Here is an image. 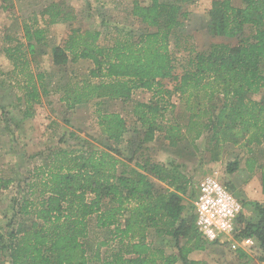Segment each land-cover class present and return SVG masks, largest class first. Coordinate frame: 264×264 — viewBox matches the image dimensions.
I'll use <instances>...</instances> for the list:
<instances>
[{
	"label": "trees",
	"instance_id": "1",
	"mask_svg": "<svg viewBox=\"0 0 264 264\" xmlns=\"http://www.w3.org/2000/svg\"><path fill=\"white\" fill-rule=\"evenodd\" d=\"M196 1H135L131 14L146 31L137 36L121 30L110 46L100 44V32L71 31L63 45L52 48L54 66L62 69L69 63L90 61L94 66L90 78L98 82L85 81L68 90L63 102L69 109L93 100L131 102L137 121L133 131L140 145L162 136L174 159H181L184 152H197L201 142L213 163L222 160L228 146H240L252 154L253 146L264 143V0H242L240 6L234 0H214L208 12L209 34L237 43L213 44L206 51L195 49L194 44L185 47L187 59L179 76L171 42L181 38L189 17L185 7ZM65 9L53 3L42 12L44 28L24 27L27 52L22 43L6 50L22 92L17 102L25 106L27 119L50 94L45 73L38 66L35 71L32 68L37 47L46 45L49 27L75 20ZM247 28L252 29L250 35ZM27 53L35 59L29 60ZM166 80L175 83L173 90L164 85ZM138 90L152 93L156 102L134 101ZM173 95L179 96L189 114L184 125L166 116L175 108L170 104ZM99 125L117 145L130 132L119 113L101 114ZM9 132L16 145L15 133ZM59 143L65 147L37 156L41 164L17 182L13 214L0 231V264H208L188 259L194 251L207 250L210 242L196 228L193 200L186 204L194 199L196 189L185 164L146 159L143 165L136 162L130 168L117 157L122 156L119 150H98L89 143L71 148L64 139ZM239 168V160L227 164L229 174ZM249 171H254L253 165ZM14 183L0 178V191ZM262 188L264 193V171ZM253 208L255 221L244 212L237 217L240 233L236 237L252 239L255 261L264 263V205L255 203ZM91 218L97 231L108 232L116 244L104 259L99 249L90 256L85 245ZM151 231L173 239L176 252L168 255L156 248L148 241ZM237 255L244 261L241 264L252 263L247 251L238 249Z\"/></svg>",
	"mask_w": 264,
	"mask_h": 264
},
{
	"label": "rangeland",
	"instance_id": "2",
	"mask_svg": "<svg viewBox=\"0 0 264 264\" xmlns=\"http://www.w3.org/2000/svg\"><path fill=\"white\" fill-rule=\"evenodd\" d=\"M149 4L151 0H0V178L13 179L15 183L7 191H0V231L1 227L12 216L13 201L16 198L18 181L26 178L34 168L41 164L37 156L46 154L50 150L65 147L59 143L64 139L68 147L82 146L89 143L98 150L116 149L122 153L120 158L134 168L136 162L144 163L146 159L154 163H167L170 160L183 163L186 166L193 186H197L200 180L209 174H217L219 180L227 186L237 200L246 202L247 208L244 214L247 219L256 220L253 204L264 205V193L262 188L264 171V143L261 146H253L250 154L240 146H228L224 150L222 160L217 163L210 161V154L205 151V144H199V150L192 155L184 152L181 159H174L172 149L168 148V142L162 136L152 143L140 145L141 139L133 131L137 127V121L133 114L132 103L121 101L93 100L69 109L68 104L63 102L67 91L81 86L85 81L98 82L90 78V71L94 68L90 61H79L69 63L62 69L53 64L52 48L63 45L67 36L73 30L82 32L91 30L101 33L100 44L110 46L119 31H131L137 36L146 31L145 27L132 16L134 2ZM172 1V0H166ZM214 0H197L194 4L185 7L189 17L184 21V27L180 33V39L172 38L171 52L176 60V75H182L183 67L188 54L185 47L194 44L199 51L209 50L211 45L219 43L236 44V39L213 37L207 30L209 21L208 12ZM60 4L67 12L75 16L71 24H58L47 29L46 45L41 46L40 52L37 47L33 69L39 68L45 73V83L50 94L43 98L42 104L35 106L34 116L25 118V106L17 102L22 96L18 90L17 78L13 74V61L6 54V50L16 48L19 43L24 45L27 52L24 27L44 28L42 12L53 4ZM236 6L242 4V0H234ZM36 25V26H35ZM252 29H246V35H250ZM189 42V43H188ZM168 90H173L175 83L170 80L164 81ZM133 100L139 102H156L153 94L138 90L133 94ZM170 104L175 105L172 114H166L169 120L180 124H186L189 114L181 104L179 96L173 95ZM105 113H119L126 121L129 133L121 144L110 142L104 135L99 125V116ZM15 133L16 145L13 136ZM157 136H160L158 134ZM61 144V145H60ZM208 149V146H207ZM194 152L193 150H191ZM132 160V161H130ZM239 160L240 168L234 174L227 172V164ZM252 160L254 163H249ZM250 165L254 171H249ZM193 199L186 200L190 205ZM148 241L156 248L165 250L166 254L172 255L176 252L174 240L159 237L151 231ZM107 243V246L102 244ZM85 245L89 255L94 257L99 249L100 258L109 256L115 249L116 244L108 232H99L95 227V218H91L90 233ZM236 246V245H235ZM232 243L208 244L207 250L212 255L209 264H226L239 259L238 249ZM205 250V251H207ZM202 251V252H205ZM248 252V251H247ZM252 256L251 264H264L255 261V251H249ZM223 261H225L223 263ZM240 261V264L244 261ZM97 264V263H95Z\"/></svg>",
	"mask_w": 264,
	"mask_h": 264
},
{
	"label": "built area",
	"instance_id": "3",
	"mask_svg": "<svg viewBox=\"0 0 264 264\" xmlns=\"http://www.w3.org/2000/svg\"><path fill=\"white\" fill-rule=\"evenodd\" d=\"M193 199L196 228L210 243H232L236 249L255 251L252 239H238L237 217L244 212L234 194L223 184L217 174L205 176L197 186Z\"/></svg>",
	"mask_w": 264,
	"mask_h": 264
},
{
	"label": "crops",
	"instance_id": "4",
	"mask_svg": "<svg viewBox=\"0 0 264 264\" xmlns=\"http://www.w3.org/2000/svg\"><path fill=\"white\" fill-rule=\"evenodd\" d=\"M212 255H210V251H205V252H202V251H194L192 252L188 259L191 260V261H204L206 263H211V260H213L212 258ZM225 261H223L224 263ZM213 264V262H212ZM226 264H240V261L239 259H234V261L232 262H227Z\"/></svg>",
	"mask_w": 264,
	"mask_h": 264
}]
</instances>
